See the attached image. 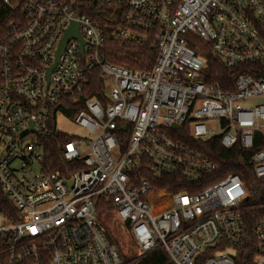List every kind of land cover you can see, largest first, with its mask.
<instances>
[{
  "label": "built area",
  "instance_id": "built-area-1",
  "mask_svg": "<svg viewBox=\"0 0 264 264\" xmlns=\"http://www.w3.org/2000/svg\"><path fill=\"white\" fill-rule=\"evenodd\" d=\"M2 1L17 15L0 40V191L15 210H0V264H123L103 211L139 257L162 247L174 264H264V217H245L241 178L215 181L197 145L260 146L251 161L264 179V75L248 72L264 62V0ZM73 23L83 45L71 38L58 58ZM143 34L157 49L150 70L104 53L106 36ZM206 53L237 71L233 90L209 81ZM97 75L102 99L83 98ZM59 134L69 140L54 170L47 139ZM145 174L206 186L170 194Z\"/></svg>",
  "mask_w": 264,
  "mask_h": 264
},
{
  "label": "trees",
  "instance_id": "trees-1",
  "mask_svg": "<svg viewBox=\"0 0 264 264\" xmlns=\"http://www.w3.org/2000/svg\"><path fill=\"white\" fill-rule=\"evenodd\" d=\"M92 16L91 13H86ZM16 13L6 6L0 0V40L7 35L8 26L16 18ZM101 19L104 28V19L102 13L97 14ZM105 29V28H104ZM106 31V30H105ZM201 52V50L197 49ZM104 53L108 59L119 66H125L134 69L150 70L156 60L157 49L154 40L147 34L137 35L134 38L127 40H115L110 36H106V47ZM208 56L209 66L212 70L210 82H220L221 87L230 91L234 89V78L237 71L226 69L220 62L216 61L210 53ZM241 70V69H240ZM239 71V70H238ZM248 72L254 77L264 75V62L257 63L248 68ZM94 86L97 91L91 92L85 90L83 98L98 96L102 99V79L100 75L94 78ZM69 140L65 135H54L47 139L49 143H53L52 155L50 156L54 170H58L61 165H64V160L60 154L62 145ZM200 149L216 164L217 171L214 175V180L218 181L227 175H238L246 189L247 197L244 202V215L250 221L264 217V179H259L254 172V165L251 161L252 154L260 149L256 146L251 151H246L240 147L233 149L223 148L218 139H212L206 142H197ZM146 178L151 182L153 187H156L166 193H196L202 190L205 185L197 186L192 190L189 188V183L181 177L161 174L159 176L145 174ZM0 210L4 212L15 211L12 204L7 200L4 194L0 191ZM110 211H103L102 217ZM105 225V224H104ZM106 236L111 244L115 245L122 258L123 264H174L164 248L157 247L152 252L145 256L139 257L137 252H131L133 242L128 235H124L122 229H111L105 225ZM125 248V251H124Z\"/></svg>",
  "mask_w": 264,
  "mask_h": 264
},
{
  "label": "rangeland",
  "instance_id": "rangeland-1",
  "mask_svg": "<svg viewBox=\"0 0 264 264\" xmlns=\"http://www.w3.org/2000/svg\"><path fill=\"white\" fill-rule=\"evenodd\" d=\"M57 127L62 130L65 134L67 135H78L80 137H84V132L79 129L75 124H74V121L73 119H64V118H60L58 119V122H57ZM102 222L110 227L111 229H114V228H118V229H121L122 228V225L119 224L117 221H116V218L114 217V214L109 212L107 214H105L103 217H102ZM124 251H125V248H124ZM126 252V251H125ZM131 252H137V249L133 243V246H131Z\"/></svg>",
  "mask_w": 264,
  "mask_h": 264
},
{
  "label": "water",
  "instance_id": "water-1",
  "mask_svg": "<svg viewBox=\"0 0 264 264\" xmlns=\"http://www.w3.org/2000/svg\"><path fill=\"white\" fill-rule=\"evenodd\" d=\"M71 38H75L80 40L81 44L83 45V42L81 41L79 34H78V24L77 23H73L71 28L66 32V35L64 36V39L60 45V49L58 51V58L61 55V53L64 50L65 44L71 39ZM57 58V60H58ZM51 71V69L49 70V72ZM32 130V129H31ZM27 132H24L23 135H25Z\"/></svg>",
  "mask_w": 264,
  "mask_h": 264
}]
</instances>
